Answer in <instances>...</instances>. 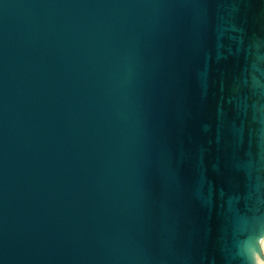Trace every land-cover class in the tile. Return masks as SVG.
<instances>
[{
  "label": "water",
  "instance_id": "water-1",
  "mask_svg": "<svg viewBox=\"0 0 264 264\" xmlns=\"http://www.w3.org/2000/svg\"><path fill=\"white\" fill-rule=\"evenodd\" d=\"M263 241L264 0H0V264Z\"/></svg>",
  "mask_w": 264,
  "mask_h": 264
},
{
  "label": "bare ground",
  "instance_id": "bare-ground-1",
  "mask_svg": "<svg viewBox=\"0 0 264 264\" xmlns=\"http://www.w3.org/2000/svg\"><path fill=\"white\" fill-rule=\"evenodd\" d=\"M260 248H261L262 251L264 252V241H263V243L260 245ZM256 264H264V260L261 259V258H259V257H257V258H256Z\"/></svg>",
  "mask_w": 264,
  "mask_h": 264
}]
</instances>
